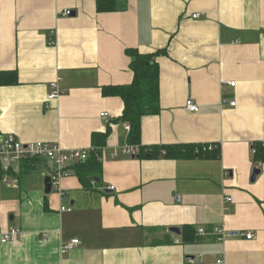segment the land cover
<instances>
[{
  "label": "crops",
  "instance_id": "0c3cea01",
  "mask_svg": "<svg viewBox=\"0 0 264 264\" xmlns=\"http://www.w3.org/2000/svg\"><path fill=\"white\" fill-rule=\"evenodd\" d=\"M128 49L167 52L161 110L142 119V145H216L219 157L124 153V102L103 88L132 83ZM5 71L19 83L0 88V146L14 134L90 150L95 134L108 136L91 187L69 165L62 192L46 194L45 160L14 166V185L0 175V235L23 232L8 244L0 236V264H264V164L252 152L264 142V0H117L109 13L95 0H0ZM58 78L63 93L48 101Z\"/></svg>",
  "mask_w": 264,
  "mask_h": 264
},
{
  "label": "trees",
  "instance_id": "16d2710c",
  "mask_svg": "<svg viewBox=\"0 0 264 264\" xmlns=\"http://www.w3.org/2000/svg\"><path fill=\"white\" fill-rule=\"evenodd\" d=\"M99 13L114 12L117 9V0H95ZM166 50L151 54H142L138 50L128 49L127 55L131 58L133 81L129 85L106 86L103 88L105 96H117L124 102V110L119 120L129 126L128 143L138 147L137 155L140 159L156 157L165 152L167 158L191 157H219L220 150L216 145H171V146H144L141 143L142 119L145 116L156 115L160 112V66L158 58L166 55ZM18 76L15 71L0 72V88L17 85ZM108 132L93 136V148L87 160L76 162L74 167L80 168L79 176L86 187H91L101 173L102 150ZM212 148V149H210ZM253 158L257 166L264 164V142L253 144ZM31 161H26L31 164ZM33 164V163H32ZM2 176V171H0Z\"/></svg>",
  "mask_w": 264,
  "mask_h": 264
},
{
  "label": "built area",
  "instance_id": "2783aa9c",
  "mask_svg": "<svg viewBox=\"0 0 264 264\" xmlns=\"http://www.w3.org/2000/svg\"><path fill=\"white\" fill-rule=\"evenodd\" d=\"M63 16H71L72 11L67 10L63 12ZM198 15H195L194 18H198ZM55 42L51 41L50 45H54ZM62 79L58 78L56 81L50 84V93L48 95V101L58 99L63 90L61 88ZM231 86H235V83H230ZM232 106H235L236 103H231ZM187 109L190 112L198 113L199 106L193 101L187 102ZM102 118L110 117L108 113H103ZM129 129V126H126ZM212 149V148H210ZM92 149L88 150H65L61 147L59 143L51 142H31L24 143L16 135L8 134L2 139L0 146V171H2V181L7 185H14L16 182L13 181L9 174L12 171L13 167L19 165L22 162L26 161H48L51 165V169L43 173V178H50L52 184V190L57 192H62L61 189V180L67 175L66 167L69 165H74L76 162L87 160ZM124 153L130 157H137L139 153L138 147L127 146L124 149ZM165 154V152H162ZM260 167V166H259ZM114 190V188H111ZM228 202L231 199H226ZM62 210H66L62 208ZM68 211H71L68 209ZM199 232L203 234L205 231L200 229ZM23 232L20 229L12 228L7 232L1 233V242L3 244H8L16 241V239L22 237ZM215 234L223 239L225 237V229L217 228ZM248 240L253 239L254 235L249 233L244 235ZM80 245L79 239H73L68 243L63 245V251L69 252ZM191 263H195L194 260H191Z\"/></svg>",
  "mask_w": 264,
  "mask_h": 264
},
{
  "label": "water",
  "instance_id": "95a60500",
  "mask_svg": "<svg viewBox=\"0 0 264 264\" xmlns=\"http://www.w3.org/2000/svg\"><path fill=\"white\" fill-rule=\"evenodd\" d=\"M261 174V170L259 168H255L251 177V181L255 182L257 177ZM52 191V184H51V179L50 178H46L45 179V193L46 194H50ZM172 232L176 233V234H180V229L174 228L171 229Z\"/></svg>",
  "mask_w": 264,
  "mask_h": 264
}]
</instances>
